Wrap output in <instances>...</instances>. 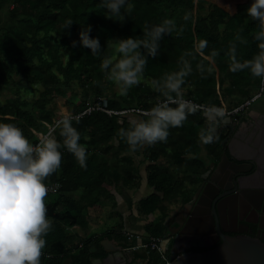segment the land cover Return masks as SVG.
Masks as SVG:
<instances>
[{
	"label": "trees",
	"instance_id": "trees-1",
	"mask_svg": "<svg viewBox=\"0 0 264 264\" xmlns=\"http://www.w3.org/2000/svg\"><path fill=\"white\" fill-rule=\"evenodd\" d=\"M100 3L101 0H0V12L8 6L6 12L10 19L0 29V84L10 82L16 89L14 97L0 105V114L8 116L1 118L0 123L15 124L35 144L37 137L33 131L45 133L48 130L41 118L50 122L55 117L53 110L44 104L50 102L52 96L63 95L61 87H71L72 82L83 89L85 98L92 95V104L97 97L103 96L111 110L147 111L164 99L152 88L150 81L179 70L181 58L188 60L193 68L183 86L184 96L195 102L219 106L221 101H226L230 109L260 88L262 78L252 77L247 70L238 73L229 70L228 51L232 43H236L237 58L241 62L251 59L258 51L252 38L258 21L247 15L248 0L237 3L233 13L206 0H129L134 7L123 22L116 21L115 16L107 18V9L101 8ZM195 6L199 7L197 11ZM185 14L191 19L184 21ZM166 19H172L177 29L170 35H163L156 57H147L144 80L132 87L127 96L119 93L107 96L106 86L110 81L100 67L103 58L108 57L107 41L114 35L121 39L143 38L145 26L151 28ZM68 21L73 23L65 29ZM89 25L92 29L90 37L99 39L102 51L99 55H92L91 50L79 42V32ZM238 35L247 42L236 41ZM199 39L208 41L205 57L213 49L219 52L215 58L216 71L207 78L200 76L197 64L208 65L209 61L199 55L195 59L185 55L193 52ZM73 41H76L75 47ZM61 51L65 53L64 61L60 57ZM15 76L18 78L14 81ZM26 84L34 85L38 92L30 104L22 101L18 93L28 89ZM33 106L39 108L38 114L32 110ZM87 106L85 101L82 105H73L72 115L77 117ZM137 115L139 119H146L141 113ZM61 116L55 117L54 122ZM78 118V123L73 120V126L80 133V144L87 150V167L81 168L72 154L61 149V168L45 181L59 182L61 186L57 194H50L56 195V199L46 207L47 217L53 225L45 237L44 253L52 255L49 264H60L66 258H71L73 264H91V259L98 256L90 251L92 238L72 237L69 227L78 221L84 208L109 196L108 186H134L140 180L133 166V156L139 155L140 150L130 152L117 135L119 128L129 126V120L119 121L118 115L110 116L100 110H91ZM207 123L203 111L198 110L188 116L182 127L169 130L167 143L158 142L142 149L143 160L148 162L145 168L147 186L155 192L139 199L136 209L141 216L159 211L156 220L145 226L147 236L162 237L165 233L169 212L163 202L180 194L181 203H185L198 187L200 175L206 170L195 154L200 144L207 155L215 160L220 158L221 141L228 131L220 124L217 129L219 140L205 145L200 142L198 132ZM53 132L58 141L62 140L59 129L54 127ZM160 157L170 158L174 166L170 170L160 167ZM184 179H189L194 189L186 190ZM79 189L82 193L74 200L71 193ZM59 205L65 206L63 211H56ZM102 238L103 235L92 243L100 247ZM205 249L193 248L194 251ZM134 257L143 255L137 253ZM145 264H163V261L157 252L150 251Z\"/></svg>",
	"mask_w": 264,
	"mask_h": 264
},
{
	"label": "clouds",
	"instance_id": "clouds-1",
	"mask_svg": "<svg viewBox=\"0 0 264 264\" xmlns=\"http://www.w3.org/2000/svg\"><path fill=\"white\" fill-rule=\"evenodd\" d=\"M100 7L107 9V18L115 16L118 18L116 21L123 22L134 5L129 0H101ZM246 12L248 17L258 21L252 37L258 51L251 59L241 62L237 58L236 43H232L228 51L229 70L233 73L247 70L254 78H264V0H253ZM190 19L188 14L183 17L184 21ZM72 23L68 21L65 29ZM176 29V23L166 19L151 28L145 26L143 38L107 41V48H112L116 56L104 57L100 67L106 78L116 85L119 95L127 96L132 87L144 80L147 57H156L163 35H170ZM91 30L90 25L82 29L78 34L79 42L90 49L92 55H99L102 53L101 45L97 37H90ZM236 41L247 42L239 35ZM72 46H76V41ZM207 47L208 41L199 39L193 52L185 54L193 59L199 55L209 61L208 65L197 64L202 78H207L215 70V58L219 55L218 50L213 49L205 57ZM181 64L179 70L150 81L152 88L164 99L141 112L146 119L132 118L127 128L118 129V138L125 142L130 152L135 153L158 142L167 143L171 128L182 127L189 115L201 110V106L185 99L183 86L193 68L186 59L181 58ZM202 110L208 123L199 132V140L205 145L216 143L219 140L217 129L220 123L226 122V109L208 106ZM73 120L79 122L78 117L64 114L54 122L62 140L42 135L36 144L30 142L15 124L0 123V264H41L45 237L53 227L47 217L45 200L49 187L45 181L61 168V149L72 154L81 168L87 167V150L79 142L81 136L73 126Z\"/></svg>",
	"mask_w": 264,
	"mask_h": 264
},
{
	"label": "water",
	"instance_id": "water-1",
	"mask_svg": "<svg viewBox=\"0 0 264 264\" xmlns=\"http://www.w3.org/2000/svg\"><path fill=\"white\" fill-rule=\"evenodd\" d=\"M225 121L220 123L228 129L226 137L221 141L220 160L212 173L210 172L212 167H210L200 175L201 183L196 188L192 199L184 205V209L192 205L188 220H191L193 224L205 221L210 229L208 233L220 243L215 246L206 245L207 249L204 251L181 252L173 249L169 264H264V243L258 237L242 233L231 236L227 234L230 230L222 226V221L232 205L230 198L257 192L252 190H259L260 195H264V188L251 184V178L260 169H264V146L257 143L259 136L264 138V132L263 130L250 132L249 136L243 139L245 143L243 147L241 146L243 151L240 153L239 150L232 148V140L228 142V137L232 134L236 137L231 117L226 116ZM226 167H229V172ZM239 201L241 205L242 200ZM224 202L227 203L224 204ZM182 212V210L178 211L173 224L177 220L180 222ZM201 214L205 217L197 218ZM168 230H171V225L168 226ZM195 234L203 235L201 232H195ZM105 242L111 245L107 240ZM106 243L102 245L108 254L101 262L110 260L112 254L120 251V248L115 246L106 247ZM96 261L100 260L93 259L91 263L96 264ZM62 264H70V260L65 259Z\"/></svg>",
	"mask_w": 264,
	"mask_h": 264
},
{
	"label": "crops",
	"instance_id": "crops-1",
	"mask_svg": "<svg viewBox=\"0 0 264 264\" xmlns=\"http://www.w3.org/2000/svg\"><path fill=\"white\" fill-rule=\"evenodd\" d=\"M248 3L250 6V4L252 3L251 0H248ZM1 88L4 89V85H1L0 89ZM259 90L260 88L254 91L252 95L256 94L257 91ZM4 97L6 98L5 100ZM8 98L9 96L6 93L0 96V105L5 104L8 101L7 100ZM261 98L262 97H259L256 100H254L242 113L230 116L232 120L231 124L233 125V131L236 133L237 132L240 133L242 135L241 137L242 139L241 138L236 139V137L231 135L228 137V142L232 140V142L235 141L236 143L239 144L240 147L241 146L243 147L245 143L243 138L249 136L250 132L252 131L255 132L259 130H263L264 132V98L262 99ZM221 104L226 107L228 106L226 101L225 102L221 101ZM1 118H8V116L7 115L4 116L0 114V119ZM54 119L49 122L45 118H41V121L48 126L54 122ZM33 133L35 136L40 134L36 131H33ZM141 158L143 159L142 155ZM199 159L202 160V162L206 166V169L212 167L213 160H214V164L215 165L217 164L216 163L217 160L213 159L207 154L206 156L204 155L202 158L200 157ZM142 165H145L146 168L147 164L142 163ZM142 165L137 166L138 168L136 172L139 174L140 180L136 185L108 186L107 189L110 192L109 196L99 198L92 206H87L86 208H84L79 214L78 221L68 229L70 236L75 238H84V239L90 237L92 238V242L96 238H99L100 236L103 235V238L100 240V247H97L96 244L92 242L89 244L90 251L98 254L97 257L91 259V260L93 259L100 260L99 262L96 261V264H135V263L137 264V260H139V258L134 257L135 254H137L138 252L137 250L124 249L125 247L124 244H126V238L123 234L124 232H129L134 236H138L140 239L146 237L148 234L145 231V226L150 222L155 221L159 215V211L156 210L155 213H152L148 216H141L139 215L137 209L135 208L139 199H142L148 196L149 194L155 192L152 188L147 186L146 170L144 167L143 170ZM195 190L192 192L189 201L192 199ZM81 193H82L81 189L76 190L73 193H71V198H74V200L76 199L78 200ZM51 201H48L47 199L45 200L46 207L48 206V204L51 203ZM64 207L65 206L63 205H59L56 208V211H63ZM171 221L172 220L168 222L164 234H166L167 227L169 226ZM171 235L172 236L168 238L167 243L171 240L170 247L171 250H173L175 246V241L177 240L176 238L178 237L179 239L180 235H182L181 238L183 237L186 238L184 235L187 234H182L179 232L178 234H176L175 231L172 232ZM105 240H107L111 245L107 244ZM134 241L136 242V239H134ZM102 243H106V247L108 248H111V246L118 247L120 248V251H116L114 254H112V258L110 260L106 259L104 262H101L102 260H104V258H106V255L108 254L106 250L103 248ZM190 246L191 245L186 244L185 247H183L184 248L183 251H187ZM171 250L168 254V257L172 253ZM43 259L44 258H41V264L50 263V260L45 261ZM66 259H69L70 264H73L71 258H66ZM63 262L64 260L60 264H62Z\"/></svg>",
	"mask_w": 264,
	"mask_h": 264
},
{
	"label": "flooded vegetation",
	"instance_id": "flooded-vegetation-1",
	"mask_svg": "<svg viewBox=\"0 0 264 264\" xmlns=\"http://www.w3.org/2000/svg\"><path fill=\"white\" fill-rule=\"evenodd\" d=\"M241 137L242 135L237 132L236 139H239ZM246 138L244 137L243 139ZM257 143L259 145L264 146V138H261V136H259ZM231 146L234 147L237 151L239 150L240 153H242L243 149L235 141L231 142ZM219 160L220 158L216 161V163H218ZM215 167L216 165L214 164V160H213L212 169L210 170L211 173L213 172ZM228 168L229 167H226L227 171L229 170ZM225 184H227V179H225ZM251 184L256 187L264 188V169L262 170L260 169L255 174V176L251 178ZM252 191H257V192H254L252 194L248 193L247 196L244 195L241 197L236 195L235 198L229 199L232 205L230 206L231 208L229 213L224 217L222 221L223 223L222 226L225 229L230 230L229 232H227L228 235L234 236L242 233L253 237H258L264 243V195L263 194L260 195L259 190H252ZM239 200H242L241 205H239L240 204ZM186 203L188 202H185V204ZM225 203L227 202H224V204ZM185 204H182L181 207H179V209L177 210V212L173 214L172 221L169 224L171 225V230H168L167 227V231H166L168 238L171 237L172 236L171 233L175 231L176 234H178V232L182 234H187L184 235L186 238L184 237L181 238L182 235H180L179 239L178 237L176 238L177 240L175 241L174 251L182 250L181 252H183L184 249L183 247H185L186 244L191 245L188 249L189 251H194L193 248L196 247L206 248V245H212V246L218 245L220 241H216L214 236L208 233L210 232V229L209 226L206 225L205 221L202 220L199 221L197 224H193L191 220H188L192 209V205L187 206L184 209ZM179 210L183 211L180 222L177 220L173 224ZM204 217L205 215L203 214L197 216V218H201V219H203ZM195 232H201L203 235H196ZM170 256L171 254L168 257L169 259Z\"/></svg>",
	"mask_w": 264,
	"mask_h": 264
},
{
	"label": "rangeland",
	"instance_id": "rangeland-1",
	"mask_svg": "<svg viewBox=\"0 0 264 264\" xmlns=\"http://www.w3.org/2000/svg\"><path fill=\"white\" fill-rule=\"evenodd\" d=\"M206 1L211 2L213 4H216L220 7H223L229 13H233L234 9H235L234 8L235 5L237 3L244 2L246 0H206ZM251 2H253V0H251ZM7 7L8 6H6L5 9L0 12V29H1V26L8 24L9 20H10L8 15H7V12H6ZM198 8H199L198 6H195L196 11L198 10ZM117 39H121V38H119L117 35H114V37L111 40H117ZM114 56H116V54L114 53V50L112 48H108V57H114ZM60 57L64 61L66 58L65 53L61 51ZM17 78L18 77L15 76L14 81ZM1 85H4V89L3 88L0 89V96H2L3 94L6 93L9 96V98L7 99L9 101L10 99H12L14 97L16 89L14 88V86H12V83L10 84V82H8V83L2 82L0 84V86ZM26 86L28 87V89L19 90L18 93L20 94V98L22 101H25V102L30 104L34 101V99H36V97L38 96V92L35 90L34 85H31V84L27 85L26 84ZM261 86H262V80H261L260 88H261ZM61 88H62V91L64 92L63 95H58V96H54V97L52 96L51 101L44 104L45 107L51 108L53 110V112L55 113V117L61 116L64 114H73V105H76V104L82 105L84 103V101H85V103H87V105L92 104L91 101H93V99H94L92 97V95H91V98H85L84 93H83V89L81 87L77 86V84H75L74 82H72L71 87H67V86L63 85ZM117 93H119L118 88L116 87V85L113 82L110 81V84H107V86H106L105 94L107 96H112V95L117 94ZM260 97L264 98V95L262 94V95H260ZM102 98H104V97L102 96ZM5 99L6 98L4 97V100ZM32 110L36 114H38V112L40 111L39 108L36 106H33ZM123 118H126V120H130L132 118L139 119L137 113H134L132 111L118 115L119 121H121ZM198 134H199V132H198ZM141 152H142V149H140V152L138 153L139 155L133 156V158H134L133 159V166H135L136 170L138 168L137 167L138 165H142V163L148 164L147 161H145L141 158ZM195 154H197L196 156L198 158H200V157L202 158L204 155L206 156L207 153L204 150L202 144H200V146L197 148ZM158 164L160 167L167 169V170H170L174 166L173 161L170 158L168 159L166 157H160ZM143 167L145 168V165H142V168ZM144 168H143V170H144ZM198 182H200V181H198ZM184 184H185L186 190L194 189V186H193L194 184L191 185L189 182V179H184ZM160 194H161V192H158V195H160ZM180 196H181L180 194H177L176 197H174V198L171 197L173 200H167V201L163 202V206H165V208H167L168 211L170 212L167 222L172 220L173 214H175L177 212V210L179 209V207L183 204V203H181ZM55 198H56V195H48L46 197V199L48 201H51ZM143 239H145V237H143ZM124 245H126V244H124ZM170 246H171V240L168 243H166V256L167 257L169 254V250H171ZM137 251H138L137 252L138 254L143 255V257H141V258H139V260H137V264H145L146 258L148 256L147 251L143 248L139 249ZM43 260L47 261L46 259H43Z\"/></svg>",
	"mask_w": 264,
	"mask_h": 264
},
{
	"label": "built area",
	"instance_id": "built-area-1",
	"mask_svg": "<svg viewBox=\"0 0 264 264\" xmlns=\"http://www.w3.org/2000/svg\"><path fill=\"white\" fill-rule=\"evenodd\" d=\"M263 79L264 78H262V86H261L260 90L256 94L251 96L250 98L245 99L242 103L238 104L237 106L230 108V109H228L226 106H224L222 104L219 106H217V105H211V106L225 108L226 113H227L226 116H232L235 114L242 113L254 100L259 98L260 95L264 94ZM185 99L191 101L194 105L201 106V110L203 109V107L210 106V105H207L204 103L195 102L192 99L187 98V97H185ZM91 110H100V111L107 113L110 116L121 115V114L127 113L129 111H132L134 113L143 112V110L133 109V108L126 109V110H120V111L111 110L108 108L105 98L97 97L96 100H94L93 104L88 105L80 114L77 115V117L84 114V113H89ZM53 130H54V122L52 124L48 125V130L45 133H40V134L36 135V137H37L36 143H39L42 135H50V136L55 137ZM45 183L49 187L48 195L57 194L59 192L60 187H61L59 182H45ZM123 235L126 238V245L124 247L125 250H139V249L143 248L147 251V254L150 251H154V252H157V254L160 256V258L163 261V264H169L170 259L166 256V243L168 240L167 233L164 234L162 237L146 236L145 239H143V238L140 239L138 236H134V235L130 234L129 232H124ZM134 239H136V242L134 241ZM42 257L46 260H49L52 258V255L43 252ZM146 260H147V258H146Z\"/></svg>",
	"mask_w": 264,
	"mask_h": 264
}]
</instances>
